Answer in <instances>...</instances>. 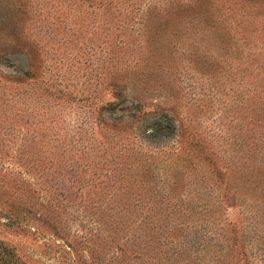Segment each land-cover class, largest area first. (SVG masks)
<instances>
[{"label":"rangeland","instance_id":"1","mask_svg":"<svg viewBox=\"0 0 264 264\" xmlns=\"http://www.w3.org/2000/svg\"><path fill=\"white\" fill-rule=\"evenodd\" d=\"M264 264V0H0V255Z\"/></svg>","mask_w":264,"mask_h":264},{"label":"trees","instance_id":"2","mask_svg":"<svg viewBox=\"0 0 264 264\" xmlns=\"http://www.w3.org/2000/svg\"><path fill=\"white\" fill-rule=\"evenodd\" d=\"M0 264H15V262H11L8 258L5 257L4 254L0 255Z\"/></svg>","mask_w":264,"mask_h":264}]
</instances>
